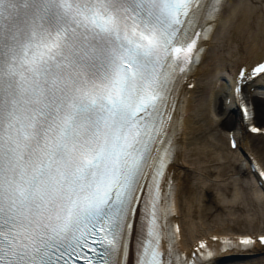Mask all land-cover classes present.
Returning <instances> with one entry per match:
<instances>
[{
    "label": "snow or ice",
    "instance_id": "1",
    "mask_svg": "<svg viewBox=\"0 0 264 264\" xmlns=\"http://www.w3.org/2000/svg\"><path fill=\"white\" fill-rule=\"evenodd\" d=\"M214 11L209 0H0V264H130L133 249L135 264H176L158 226L168 97ZM261 75L264 63L238 75L245 115L243 88Z\"/></svg>",
    "mask_w": 264,
    "mask_h": 264
},
{
    "label": "bare ground",
    "instance_id": "2",
    "mask_svg": "<svg viewBox=\"0 0 264 264\" xmlns=\"http://www.w3.org/2000/svg\"><path fill=\"white\" fill-rule=\"evenodd\" d=\"M215 29L212 39L207 43L209 51L205 61L195 68L192 75L194 87L187 91L180 151L172 165L180 187L177 191V207L184 246L209 235L243 234L247 231L257 234L264 227L262 221V225L251 226L246 223L248 217L245 218V215L257 217L259 213L256 212L262 206L260 210L264 216V192L257 187L255 176H250L253 185L248 183V187L242 181L240 171L236 170L237 166L248 168L246 157L250 156L258 158L264 167V160L250 148L252 140L264 138L261 135L255 137L244 134L231 104H225L226 98L223 102L220 99L226 92L223 75L234 76L240 66L250 67L264 53V0H228ZM227 69L232 74L227 73ZM250 87L254 88L251 97L264 98V75ZM197 92H200L199 98L194 96ZM230 115L234 118L227 122ZM230 131L236 133L237 146L234 150H224L219 156L216 151L218 140L222 134L226 136ZM232 163L236 167L229 171L228 168L233 167ZM214 164L219 170L213 174L205 169L207 165L213 167ZM224 171L230 172L228 180L222 179L229 173L223 174ZM211 176L215 177V181L209 180ZM228 186L232 189L230 194H227L230 191ZM221 187L226 190L221 192ZM206 188L215 191L210 203L205 201ZM179 194L182 205H179ZM235 225L237 227L234 228ZM253 251L259 250L255 248ZM241 257V254L236 253L231 257L221 256L211 264H238L235 261L240 259L245 261L239 264H264V256L251 260L246 256Z\"/></svg>",
    "mask_w": 264,
    "mask_h": 264
},
{
    "label": "rangeland",
    "instance_id": "3",
    "mask_svg": "<svg viewBox=\"0 0 264 264\" xmlns=\"http://www.w3.org/2000/svg\"><path fill=\"white\" fill-rule=\"evenodd\" d=\"M227 73H229L230 74V70H228L227 69ZM226 73V74H227ZM226 79H228L229 78V75L227 76V75H223ZM204 89H205V87H204ZM206 91V90H205ZM204 92V90L202 91V93ZM199 94H200V92H197V93H195L194 94V96L196 97H198L199 96ZM205 95H206V93H205ZM199 98V97H198ZM197 98V99H198ZM254 104H255V112H256V118H255V120H256V122H257V124L258 125H260V126H264V98H256L255 100H254ZM234 118V116L233 115H230L228 118H227V122L228 121H231L232 119ZM216 136L218 137L219 136V134L216 132ZM222 137H220L221 139H219L218 141H219V145L217 146V149H216V151H217V154L219 153V156H220V153H223L224 152V150H226L227 149V146H226V137H225V135L224 134H222L221 135ZM255 137H259V136H255ZM220 145H221V148H220ZM250 148L252 149V151L253 152H257V155H259L258 157H261L263 160H264V140L263 139H254V140H252L251 141V143H250ZM218 156V155H217ZM218 156V157H219ZM232 159V158H231ZM232 162V161H231ZM233 167H231L230 166V168H228V170L229 171H232V169L234 168V167H236V165L234 164V163H232L231 164ZM213 167H215V170H214V168ZM213 167H209L208 165L205 167V169H207L208 171H210L212 174L214 173V171H218L219 170V168L214 164V166ZM217 169V170H216ZM223 170V169H222ZM236 170L237 171H240V175H241V179H243L242 181L244 182V184H246L248 187H249V185H248V183H250V186H252L253 185V182H252V180L250 179L251 177H250V174L248 173V171H247V169H245V167L243 168V166L242 167H238L237 166V168H236ZM228 171V172H229ZM228 172H226V171H224V172H222L223 174H226L227 175V173ZM230 178V172L228 173V175L227 176H225V177H223L222 179H229ZM209 180H211V181H215V177L214 176H211L210 178H209ZM247 181H249V182H247ZM208 183L209 182H207V185H208ZM225 183H227L226 181H225ZM229 187V186H228ZM227 187V188H228ZM179 189H180V187H179ZM226 190V188L225 187H221V192H224ZM228 190H230V187H229V189ZM232 190V189H231ZM231 190L229 191V192H227V194H230L231 193ZM206 191H207V195L205 196V201L207 202V203H210V200L212 199V198H214L215 196V191H213L211 188H209V189H207L206 188ZM248 193V192H247ZM183 195V194H182ZM179 205H182V203H181V199H180V194H179ZM221 209H223L222 207H221ZM263 209V206L262 207H259L258 208V212H256V213H259V215L256 217L255 216V218H254V216H253V218H251V216L250 215H248V216H246L245 215V218L246 217H248V219L246 218V223L247 224H250L251 226H256L257 224H261L262 225V223H261V221L263 222V225H264V216H262L261 215V210ZM246 210H247V208H246ZM222 212V211H221ZM244 212H247V211H244ZM226 214L227 212H223V214ZM249 213H251V212H249ZM248 214V213H247ZM264 215V214H263ZM224 216H226V215H224ZM226 221V220H225ZM258 225V226H259ZM234 228L235 227H237L236 225L235 226H233ZM262 229V228H261ZM236 230V229H235ZM236 231H239V230H236ZM240 232V231H239ZM247 232H249V233H251L252 231H247ZM262 256H264V253H261V255H259V256H257V257H255V258H258V257H262ZM254 257H251V258H247L248 260H251V259H255ZM245 260H243V259H241V260H238V261H235V262H238V264L239 263H242V262H244ZM233 264H234V262H233Z\"/></svg>",
    "mask_w": 264,
    "mask_h": 264
}]
</instances>
